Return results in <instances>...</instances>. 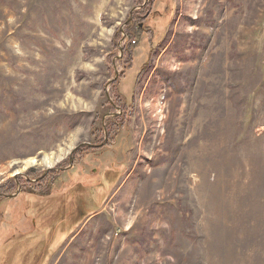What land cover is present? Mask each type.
<instances>
[{
	"label": "rangeland",
	"instance_id": "1",
	"mask_svg": "<svg viewBox=\"0 0 264 264\" xmlns=\"http://www.w3.org/2000/svg\"><path fill=\"white\" fill-rule=\"evenodd\" d=\"M0 264H264V0H0Z\"/></svg>",
	"mask_w": 264,
	"mask_h": 264
},
{
	"label": "flooded vegetation",
	"instance_id": "2",
	"mask_svg": "<svg viewBox=\"0 0 264 264\" xmlns=\"http://www.w3.org/2000/svg\"><path fill=\"white\" fill-rule=\"evenodd\" d=\"M120 115H122V114H120ZM120 115H118V114H114V115H111V117L113 116L114 119L116 120V119H119L118 116H120ZM107 125H108V124H107ZM107 125H105V128H107V127H106ZM114 129H115L116 132H117L118 130H120V127H118V126H117V127H114L113 129H111V131H110L109 133H106V138H105L104 142H103L101 145H94V144L82 145L77 151H75V152L72 154V156L70 157V163L72 162V164H70V168L74 167V164H76V163L78 162V160H77L76 158H77L78 154L81 153V150H85V148H86L85 153H88V152H90V151H92V152H94V151H98L99 149H102V148L108 146V144H109V139H110V135H112ZM60 170H61V169H60ZM61 171H62V170H61ZM46 176H47V175H46ZM46 176H44L43 178H45ZM39 180H40V179H39ZM39 180H37L36 182L39 183V182H40ZM39 184H40V183H39Z\"/></svg>",
	"mask_w": 264,
	"mask_h": 264
},
{
	"label": "trees",
	"instance_id": "3",
	"mask_svg": "<svg viewBox=\"0 0 264 264\" xmlns=\"http://www.w3.org/2000/svg\"><path fill=\"white\" fill-rule=\"evenodd\" d=\"M47 177H48V176H47ZM47 177H45V178L42 177L39 181H40V182H42V181H46V180H47Z\"/></svg>",
	"mask_w": 264,
	"mask_h": 264
},
{
	"label": "water",
	"instance_id": "4",
	"mask_svg": "<svg viewBox=\"0 0 264 264\" xmlns=\"http://www.w3.org/2000/svg\"><path fill=\"white\" fill-rule=\"evenodd\" d=\"M73 154V153H72ZM72 154H71V156H72ZM71 164H72V162H71ZM51 170V169H50Z\"/></svg>",
	"mask_w": 264,
	"mask_h": 264
}]
</instances>
